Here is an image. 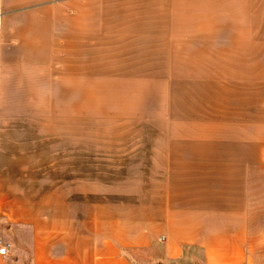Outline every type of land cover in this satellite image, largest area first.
<instances>
[{
	"label": "crops",
	"instance_id": "crops-1",
	"mask_svg": "<svg viewBox=\"0 0 264 264\" xmlns=\"http://www.w3.org/2000/svg\"><path fill=\"white\" fill-rule=\"evenodd\" d=\"M86 71L148 106L138 171L31 173ZM263 166L264 0H0V264H264Z\"/></svg>",
	"mask_w": 264,
	"mask_h": 264
},
{
	"label": "rangeland",
	"instance_id": "rangeland-1",
	"mask_svg": "<svg viewBox=\"0 0 264 264\" xmlns=\"http://www.w3.org/2000/svg\"><path fill=\"white\" fill-rule=\"evenodd\" d=\"M85 73L84 99L77 103L76 90L71 89L68 102L55 104L56 111L68 114L69 119L61 124L55 123L61 130L60 134L55 136L52 147L48 143L46 150L38 151V162L44 165L31 167V173L93 178L123 175L127 169L131 173L138 171L137 168H124L113 164L123 163L132 153L126 152L125 144L136 141L140 143L142 114L147 111L148 106L133 100L134 96L127 93L128 88L97 87V80L88 77L94 71ZM72 74L76 72L70 71L71 82H76ZM60 106L62 112L58 110ZM136 110L139 111V116L128 119V115ZM131 128L135 130H130ZM133 131L134 134L131 133ZM259 170L250 190L251 234L259 235L264 242V166Z\"/></svg>",
	"mask_w": 264,
	"mask_h": 264
},
{
	"label": "built area",
	"instance_id": "built-area-1",
	"mask_svg": "<svg viewBox=\"0 0 264 264\" xmlns=\"http://www.w3.org/2000/svg\"><path fill=\"white\" fill-rule=\"evenodd\" d=\"M11 244L9 242H5L3 238L0 236V255L7 256L10 253Z\"/></svg>",
	"mask_w": 264,
	"mask_h": 264
}]
</instances>
